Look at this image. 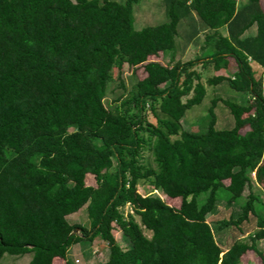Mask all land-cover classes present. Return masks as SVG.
I'll return each mask as SVG.
<instances>
[{
	"label": "trees",
	"instance_id": "trees-1",
	"mask_svg": "<svg viewBox=\"0 0 264 264\" xmlns=\"http://www.w3.org/2000/svg\"><path fill=\"white\" fill-rule=\"evenodd\" d=\"M138 1L0 0V257L30 254L27 264H51L98 238L106 248L99 264H238L264 239V196L250 177L264 175L261 0H161L166 21L134 30ZM183 23L180 52L200 44L202 59L176 57ZM137 67L142 77L125 88L120 72ZM112 70L120 92L106 107ZM204 81L237 98L215 93L206 125L185 130L181 120L201 102ZM218 103L232 118L229 129L215 127ZM145 148L153 167L141 163ZM141 180L179 198L178 207L138 194ZM220 188L226 205L243 202L217 230L242 234L252 217L248 243H216L206 216ZM82 207L87 228L66 220Z\"/></svg>",
	"mask_w": 264,
	"mask_h": 264
},
{
	"label": "rangeland",
	"instance_id": "rangeland-1",
	"mask_svg": "<svg viewBox=\"0 0 264 264\" xmlns=\"http://www.w3.org/2000/svg\"><path fill=\"white\" fill-rule=\"evenodd\" d=\"M245 0H236L237 4L244 3ZM260 7L264 12V0L260 1ZM166 21V15L164 13V6L161 3V0H139L137 4H134L132 7V27L134 30H139L145 26H151L160 24ZM186 27L181 24L177 28V37L175 38V48L177 51V58H180L181 61L191 60L195 57L203 58L207 55V51H202L199 49V46H194L192 44L188 45L183 52H180V43L183 39V34ZM220 33L224 34L223 31ZM252 34V29H249L244 35ZM201 39V38H200ZM154 59L158 62L161 61L160 55H157ZM229 63L233 65V62L229 60ZM197 70L200 69V66L197 65L195 67ZM256 69V65L254 67ZM259 70V69H258ZM116 70H112L111 77L114 80L110 84V88L112 89V94L107 95L106 99L104 100V105L107 107L110 104L111 99L113 96H116L120 90L117 88L118 80L116 78ZM133 75L136 77H142L141 68L137 67L135 69H122L120 72L119 78L122 80L125 88L129 89L130 84L132 82ZM214 75L210 70L202 76V80L205 79L206 76ZM221 87L224 89H217L215 90L212 86H208L204 81V88L205 94L201 100V102L197 105L192 106L187 111H185L183 119L181 120V124L183 129L189 130L192 132H197L200 128L204 127L208 121L205 117L206 109L209 106V101L214 96L215 93L222 98L230 101H235L237 98V94L233 91L226 89L223 84ZM214 114L216 116V129L223 130L229 129L232 127V118L229 115L227 109L220 103L214 109ZM199 118H203L201 122H197ZM147 120L153 122L152 117L147 115ZM243 132V131H242ZM264 162V153L259 165ZM141 163L147 164L151 167L154 166L152 162V157L150 152L145 148L141 152ZM250 177L253 182V191L260 197L264 196V175L263 173H257L253 171L250 174ZM84 183L86 185H92L93 180L90 176H86ZM223 184H226V181H223ZM136 191L138 194L145 196V195H153L155 197L160 198L166 204L173 208H177L179 205V198L172 197L167 191H153L151 185L148 183L147 180H141L138 182ZM217 201L215 203V207L213 211L206 216V222L211 228L212 235L216 241V243L221 247L224 248L227 244L231 241L232 236H236L238 241L248 243L247 236L255 231L254 229V222L253 218H249L251 221L245 224L243 228V233L238 234V232L231 228H224L222 230H217V222L220 220H226L228 217L231 216L232 219L236 217L239 212V206L243 202V197H240L234 203L230 205L225 204V200L228 197V192L225 188H220L216 192ZM203 199V195L199 196V201ZM262 216L264 218V210L262 212ZM69 224H77L82 227L87 228L88 223L85 215V209L82 207L78 212L68 216L66 218ZM113 238L116 244L121 248L124 249L128 245L127 241H124L121 233L116 227H113L112 230ZM264 259V239L258 241L256 243V250L247 251L244 253L239 261L238 264H260L261 259ZM69 260L72 264H99L106 259V248L103 242H101L98 238H94L91 243H78L73 245L69 248L66 255L63 257H55L52 259L51 264H65V260ZM30 260V254H25L23 256H8L6 254L0 257V264H27Z\"/></svg>",
	"mask_w": 264,
	"mask_h": 264
},
{
	"label": "water",
	"instance_id": "water-1",
	"mask_svg": "<svg viewBox=\"0 0 264 264\" xmlns=\"http://www.w3.org/2000/svg\"><path fill=\"white\" fill-rule=\"evenodd\" d=\"M71 233H77V229H74Z\"/></svg>",
	"mask_w": 264,
	"mask_h": 264
}]
</instances>
